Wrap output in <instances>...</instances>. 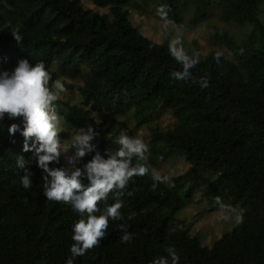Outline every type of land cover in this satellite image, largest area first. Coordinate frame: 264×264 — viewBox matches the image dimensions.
<instances>
[{"label": "trees", "instance_id": "obj_1", "mask_svg": "<svg viewBox=\"0 0 264 264\" xmlns=\"http://www.w3.org/2000/svg\"><path fill=\"white\" fill-rule=\"evenodd\" d=\"M133 1L93 0L107 10L98 14L79 0H0V71L21 59L43 62L53 92L57 80L77 82L84 104L115 116L130 114L138 127L165 108L175 124L166 131L148 127V152L158 162L182 158L189 165L184 174L169 178L174 187L154 181L149 172L134 176L123 195L109 193L106 203H123L121 219L110 220L105 237L75 264H152L167 247L175 248L180 264H264V0H140L157 8L167 5L175 25L189 11L197 24L216 9L223 22L249 29L234 38L213 28V40L230 57L219 54L217 61L218 53L200 55L186 81L170 75L180 65L169 55V44H156L131 25ZM205 75L208 88L198 83ZM53 103L64 124L77 132L91 126L96 133L94 151L79 158L74 170L97 153L107 158L117 150V136L96 124L83 106ZM21 120L0 121V264H65L79 215L70 204L43 195L45 173L34 152L23 151L19 132L8 133L9 125ZM17 157L32 173L28 190L20 184L24 172L16 167ZM205 175L210 179L195 188ZM82 182L87 183L83 177ZM198 191L207 203L220 197L243 216L209 247L179 218ZM121 224L132 234L128 243L120 240Z\"/></svg>", "mask_w": 264, "mask_h": 264}, {"label": "clouds", "instance_id": "obj_2", "mask_svg": "<svg viewBox=\"0 0 264 264\" xmlns=\"http://www.w3.org/2000/svg\"><path fill=\"white\" fill-rule=\"evenodd\" d=\"M169 11L167 5L163 4L156 10L165 32L174 24L169 19ZM14 36L17 42L21 41L20 35L14 33ZM168 53L180 65L179 70L170 73L171 77L178 81L192 79L191 70L200 63V54L193 52L189 55L179 37L169 41ZM216 59L219 61V53ZM50 80V72L43 62L31 64L27 59L19 60L11 73L0 71V121L6 116L8 119L22 118L20 124L9 125L8 133L14 136L19 132L24 138L23 151L34 152L36 166L45 173L42 178L43 195L48 201L70 204L73 212L79 215V219L71 227L72 243L68 249L70 255L65 261V264H75L77 257L84 256L105 237L110 220L121 219L122 201L117 199L108 204V195H123L128 182L134 176L149 173V167L139 162L147 159L145 154L148 146L142 139L121 131L114 140L119 147L113 153H106L107 158L97 153L83 169L77 168L74 171L50 167L51 164L59 162L61 151L65 147L58 139L60 117L53 103L59 96L50 89ZM198 83L202 88L210 86L206 75L201 76ZM54 87L60 92L65 91L59 80L54 82ZM95 135L91 126L86 131L80 129L72 141L76 157L83 158L94 151L91 141ZM27 163L22 157H17L16 167L24 172L20 177V184L25 190L32 186V173L26 167ZM82 177L87 183L82 182ZM153 180L168 183L170 187L175 186L168 176L155 172ZM215 200L223 212L224 220L242 223L243 216L237 208L224 204L220 197ZM118 227L123 231L120 240L124 243L130 242L132 234L124 231L126 225L121 224ZM164 251L166 255L155 258L152 264H180V257L174 247H167Z\"/></svg>", "mask_w": 264, "mask_h": 264}, {"label": "rangeland", "instance_id": "obj_3", "mask_svg": "<svg viewBox=\"0 0 264 264\" xmlns=\"http://www.w3.org/2000/svg\"><path fill=\"white\" fill-rule=\"evenodd\" d=\"M82 6L98 14H107L106 9L98 8L94 5L93 0H79ZM157 7L152 5H144L140 0H134L129 6V21L133 27L138 29L140 33L155 42L156 44H163L171 39L179 37L185 51L190 55L193 52H198L205 57L212 53H219L225 57H230V54L224 47L213 40L212 29L215 28L221 32H227L234 38L244 36L249 29L247 27H238L232 23L223 22L220 19V14L216 9H212L207 18L197 24L191 21L190 11L183 14V21L179 25H170L167 32L162 28V22L156 15ZM264 21V11L262 13ZM17 64L10 63L7 71L11 73ZM65 88V91L60 92L53 88L59 96L61 102L77 104L83 106L89 111L93 121L100 125L104 131L110 136H119L121 131L127 135L142 139L148 146L150 135L148 127H155L160 131L171 129L175 124V119L172 113L165 108H158L149 120L147 126L138 127L130 114L125 116H115L105 111L94 108L92 105L84 104L78 93L77 82H70L69 80H59ZM58 139L65 147L61 151L59 162L52 164L53 166H64L66 170L73 171L79 158L76 157V149L72 147L74 136L78 133L70 126L64 124L61 119L58 125ZM147 159L145 160L149 172L153 176V172L168 176L169 178L184 174L189 165L186 164L182 158H174L167 162H158L147 151ZM71 161V162H69ZM209 176H202L195 183V188L202 187L208 180ZM242 214V211L239 210ZM223 212L217 203L209 204L202 197L200 192L195 193L187 206L181 210L179 214L180 219H184L189 227V233L192 236L199 237L202 246L209 247L214 241L221 238L225 233L230 232L238 224L224 220Z\"/></svg>", "mask_w": 264, "mask_h": 264}]
</instances>
